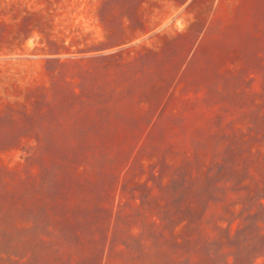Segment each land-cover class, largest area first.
Wrapping results in <instances>:
<instances>
[{
  "label": "rangeland",
  "instance_id": "1",
  "mask_svg": "<svg viewBox=\"0 0 264 264\" xmlns=\"http://www.w3.org/2000/svg\"><path fill=\"white\" fill-rule=\"evenodd\" d=\"M140 1L0 0V264H223L224 232L260 209L264 0L224 20L223 74L190 117L105 131L94 104L119 57L92 49ZM142 1L152 21L174 2Z\"/></svg>",
  "mask_w": 264,
  "mask_h": 264
},
{
  "label": "crops",
  "instance_id": "2",
  "mask_svg": "<svg viewBox=\"0 0 264 264\" xmlns=\"http://www.w3.org/2000/svg\"><path fill=\"white\" fill-rule=\"evenodd\" d=\"M244 3L174 0L170 15L152 21L141 0L130 14L138 25L130 28L132 18L125 15L124 42L108 48L109 56H118L119 62L114 71L113 62H108V95L94 104L103 110L105 131L168 132L157 128L156 121L169 115L182 122L190 117L195 99L213 84L214 72L223 74L224 20ZM110 112L119 115V120ZM131 117L142 124L132 126Z\"/></svg>",
  "mask_w": 264,
  "mask_h": 264
},
{
  "label": "trees",
  "instance_id": "3",
  "mask_svg": "<svg viewBox=\"0 0 264 264\" xmlns=\"http://www.w3.org/2000/svg\"><path fill=\"white\" fill-rule=\"evenodd\" d=\"M136 11V10H135ZM124 24L121 33L113 41L105 42L100 47L92 50H102L110 48L116 44L124 42ZM109 55V53H107ZM258 206L260 209H254L248 212V215L242 217V221L232 230L227 229L224 232V249L227 251L223 264H251L252 261L264 252V225L257 217H262L264 203L262 195H257ZM261 219V218H260ZM194 241V246L198 238L195 234H190ZM188 239V238H187ZM211 240V239H210ZM223 242V241H222ZM192 247V246H191ZM229 251V253H228Z\"/></svg>",
  "mask_w": 264,
  "mask_h": 264
}]
</instances>
